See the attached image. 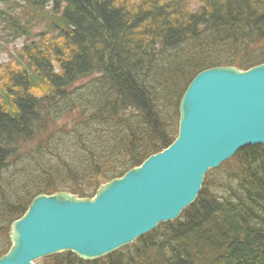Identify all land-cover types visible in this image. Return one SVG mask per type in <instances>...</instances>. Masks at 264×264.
<instances>
[{"label":"trees","instance_id":"1","mask_svg":"<svg viewBox=\"0 0 264 264\" xmlns=\"http://www.w3.org/2000/svg\"><path fill=\"white\" fill-rule=\"evenodd\" d=\"M21 1L23 16L46 21L52 31L48 38L39 33L43 47L17 52L33 79L25 67L0 72L1 238L35 195L67 190L90 197L103 181L168 146L179 100L196 73L264 62V0H194L195 7L193 0ZM19 25L16 19L9 26L23 31ZM60 118L69 119L68 129L56 125ZM100 125L109 136L90 140L92 149L77 139L89 153L81 168L67 148H51L67 134L101 133ZM42 261L264 264V145L244 147L209 171L178 219L130 245L97 260L63 252Z\"/></svg>","mask_w":264,"mask_h":264},{"label":"water","instance_id":"2","mask_svg":"<svg viewBox=\"0 0 264 264\" xmlns=\"http://www.w3.org/2000/svg\"><path fill=\"white\" fill-rule=\"evenodd\" d=\"M178 115L167 147L100 184L92 197L64 190L36 195L10 224L0 264H33L62 252L96 260L176 220L210 170L244 147L264 145V62L198 72Z\"/></svg>","mask_w":264,"mask_h":264},{"label":"rangeland","instance_id":"3","mask_svg":"<svg viewBox=\"0 0 264 264\" xmlns=\"http://www.w3.org/2000/svg\"><path fill=\"white\" fill-rule=\"evenodd\" d=\"M194 4H195L194 0L191 1L192 7H195ZM6 6H7V4H2L1 9L4 10L6 8ZM47 11H49V10H47ZM9 12H12V11L9 10ZM4 13H5V17L9 15V13L6 11H4ZM10 20H11V22L15 21V19L13 17H11ZM29 21H31L29 18H27L25 16H21L20 22H22V23H20L19 26L23 28V32L17 33L15 35H13V29L7 27L5 25V22L0 24V72L4 69H7V68L19 70L20 66L18 64H16V62H18V61L16 60L14 54H16L18 56L17 51L21 50V48L24 47L25 45H29V44H35V46L43 47V45L45 44V41L44 42L42 41L41 36H39V33H42L43 35L45 34L44 37H46V38H48V36L51 35L52 30H50L49 27L46 25V21L38 20L37 18H35L34 22L31 21L29 23V25L26 26L24 23L27 24ZM24 28L26 29V31H24L25 30ZM45 29L47 30L48 33H44ZM29 31H30V33H29ZM88 80L89 79H86V82ZM169 117H174L173 113H168L167 118H169ZM68 122H69V119L65 120L63 118H60L56 121V125L58 127H60L63 124H67L68 126L66 127V129H68V127H69ZM97 129L102 130L101 133H100V131H95L96 132L95 134L89 135V132H86L84 134V136H76V137H74L71 134H67L65 136H68L69 138H66L65 140H62L63 138L62 139L56 138V139H61V140H53V141L51 140L52 141L51 142V145H52L51 148L52 149H58V150H60L62 148H67L70 151L69 156L71 159V163L72 164L74 163L79 168H81L82 164H86L84 162V160L87 159V156L89 155V153L87 156L85 154H83V150L80 149L79 145H81V147H85V145L87 144L88 147L92 149L91 144L88 143L90 140L92 141V143H95V141H97L98 138L105 139L106 137L109 136V135H107V133L104 132L105 128L102 125H100L99 128H97ZM45 132H48L47 136L50 135L49 134L50 131L46 130ZM102 133H103V135H102ZM100 134L102 136H99ZM39 139H41V138H39ZM77 139L81 140V141L84 140V142L78 145ZM36 140L37 139L30 141V142H28V144L31 145V143L35 142ZM73 142H75L78 146L76 144H74ZM29 148H30V146H29ZM93 148H95V147H93ZM99 148L100 147L97 145L96 149H94V150H99ZM100 155H101V157H105L104 153L100 154ZM54 171H55V169H54ZM64 177H65V175H64ZM19 184L20 183H18V185ZM4 185L8 186V180L7 179H6V184H4ZM7 186H6V188H8ZM21 188H22V186H21ZM2 223L3 222H0V225ZM7 240H8V242H7ZM0 241H2V243H0V248L6 247L7 243H9V245H10V241H9V239L5 238V235H4V238H1V234H0ZM37 262L42 263L43 261H42V259H39L36 262H34V264H37Z\"/></svg>","mask_w":264,"mask_h":264},{"label":"bare ground","instance_id":"4","mask_svg":"<svg viewBox=\"0 0 264 264\" xmlns=\"http://www.w3.org/2000/svg\"><path fill=\"white\" fill-rule=\"evenodd\" d=\"M33 264H34V262H33Z\"/></svg>","mask_w":264,"mask_h":264}]
</instances>
